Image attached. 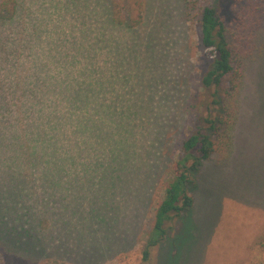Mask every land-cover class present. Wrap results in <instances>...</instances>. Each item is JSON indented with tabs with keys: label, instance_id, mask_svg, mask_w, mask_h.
I'll return each instance as SVG.
<instances>
[{
	"label": "rangeland",
	"instance_id": "rangeland-1",
	"mask_svg": "<svg viewBox=\"0 0 264 264\" xmlns=\"http://www.w3.org/2000/svg\"><path fill=\"white\" fill-rule=\"evenodd\" d=\"M19 1L0 23V264H264V0L255 17L247 0L220 5L243 64L228 156L203 162L191 218L147 261L172 163L206 114L199 20L216 0H114L141 14L130 28L107 18L112 0Z\"/></svg>",
	"mask_w": 264,
	"mask_h": 264
},
{
	"label": "trees",
	"instance_id": "trees-1",
	"mask_svg": "<svg viewBox=\"0 0 264 264\" xmlns=\"http://www.w3.org/2000/svg\"><path fill=\"white\" fill-rule=\"evenodd\" d=\"M225 1L229 2V0H216L215 5L204 7L200 13L199 41L205 56L211 60L200 82L201 88L209 92V99L205 105L206 114L200 117L196 115L197 120L193 132L182 141L179 153L172 163L171 179L164 185L162 199L154 209L152 227L146 236V243L142 252L144 261H147L151 247L166 240L167 226L170 223L176 219L183 221L187 216L191 218L194 199L190 195V190L196 187L193 178L199 172L203 162L218 153L225 155L224 157L228 156L227 148H225L227 151L223 152L224 149L219 148L217 143L219 141H227L228 143L231 126L236 122V104L240 89L236 71L243 64L242 57L240 58L228 43V29L220 7L221 4H225L222 3ZM247 1L248 3L241 5V12L255 17L257 6L251 0ZM128 8V4L127 7H124L112 0L107 8V18L118 25H124L125 28L140 24L141 14L131 19ZM19 13V0H0V23L14 22ZM252 26L251 22L247 24L250 36ZM32 83L38 87V84L45 82L35 80ZM32 95L35 97L34 94ZM42 95L43 93L40 94V96ZM6 101L7 98L0 93V113L2 114L8 112L9 109V107L3 106ZM51 116L52 121L56 120L53 113ZM25 120L34 122V119L30 118ZM31 123H26V128H30ZM81 127L83 128V126ZM57 129L58 126L55 125L54 134H56ZM54 134L51 143L55 148H58L59 141ZM6 230L4 223L0 232L6 233ZM15 245L18 243L16 242ZM18 246L21 247L22 244Z\"/></svg>",
	"mask_w": 264,
	"mask_h": 264
}]
</instances>
